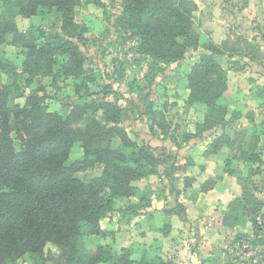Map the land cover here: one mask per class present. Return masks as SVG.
<instances>
[{"label": "trees", "instance_id": "trees-1", "mask_svg": "<svg viewBox=\"0 0 264 264\" xmlns=\"http://www.w3.org/2000/svg\"><path fill=\"white\" fill-rule=\"evenodd\" d=\"M79 3L80 0H7L0 15V44L27 50L21 71L5 54L0 56V78L5 75L8 79V83L0 79V264H17L24 257L32 264H175L147 250L135 260L130 246L116 249L112 244L99 243L87 247L84 238L110 234L101 228L100 220L114 212L117 201L127 202L122 208L125 217L148 207L151 195L137 183L157 174L159 165L180 171L171 177L169 190L176 199L166 202L162 235L171 231L170 216L184 220L186 207L177 200L181 193L178 180L182 179L186 188L193 177L183 175L187 163L176 164L180 159L177 149L166 153L163 145L153 147L145 140L132 139L121 126L128 107L116 101L93 98L73 105L63 115L48 109V96L40 94L41 87L25 94L38 76L51 75L56 56L66 58L58 76L81 81L87 89L92 77L84 76L86 58L81 46L87 41V27L75 19ZM196 9L194 0H121L112 26L115 32L125 34L124 41L136 39V53L149 59L151 70H158L161 64L180 61L189 50H198L199 34L192 20ZM45 10L57 13L59 26L41 44L30 30H18L15 16L30 18ZM220 47L205 43L186 74V102L200 103L206 111L197 123V133L184 136L191 139L210 131L212 141L205 155L229 149L224 168L231 177H237L240 194L228 203L222 225L236 228L252 218V232L256 234L260 231L256 216L262 215L263 201L256 194L257 187L249 185L232 164L255 165L250 174L262 176L264 181V159L257 149V139L246 142V132L231 137L226 130L241 114L230 111L220 101L228 87L227 71L217 58L222 53ZM257 49L251 47L253 58L258 59ZM257 97L264 105V86ZM18 98H25V102H16ZM145 112L154 115L151 104ZM80 121L84 125L73 126ZM152 124L149 129L153 131ZM114 139L117 147L112 146ZM77 142L82 145V157L69 162ZM94 166H102L100 174L79 176V172ZM220 178L206 179L201 191L211 189Z\"/></svg>", "mask_w": 264, "mask_h": 264}, {"label": "rangeland", "instance_id": "rangeland-1", "mask_svg": "<svg viewBox=\"0 0 264 264\" xmlns=\"http://www.w3.org/2000/svg\"><path fill=\"white\" fill-rule=\"evenodd\" d=\"M5 1L7 0H0V15L5 8ZM194 1L197 4V9L193 12L192 20L194 28L199 34L200 46L198 50H189L180 61L170 64H161L158 66V70H156V68L151 70L149 59L136 53V39L124 41L123 38L125 34L123 32L117 33L114 31V27L112 26L113 19L114 15L119 12L121 0H80L79 5L75 8V19L77 23L87 27V41L84 46H81V50L86 58L84 63L86 73L84 76L91 75L92 77V80L88 83L87 89L84 88L81 81L58 76V71L66 58L63 56H56L51 75L38 76L31 87L26 89L25 94L31 89L41 87L40 94L48 96L45 101L48 109L50 111L60 112L63 115H66L73 105L90 101L93 98H105L109 101H116L121 106L128 107L127 115L122 120L121 126L126 129L132 139L137 142L145 140L150 142L153 147L163 145L166 148V153H170L173 149H177L180 159L176 161V164L180 165L184 162L187 163V170L192 166L193 157L205 155L204 153L206 150H196V142L206 143L205 146L208 147L211 145L212 136L210 131H206L191 139H187L184 136L197 133V123L203 120L206 111L205 106L200 103L188 104L186 102L188 95L186 74L192 64L197 60L198 55L203 51L202 46L205 43L211 42L216 44V41H222L228 38L230 34H234V39L239 40L237 39V35L246 34L243 33L244 27L246 26L238 23L240 19L239 13L244 4L255 1L259 4L257 8L264 13V0ZM231 20H233V22ZM15 22L19 31L27 33V31L30 30L32 35L36 37V42L42 44L44 39L51 35L59 26V17L54 10H45L30 18L17 15L15 16ZM250 30L251 32L253 30V33H264V21H262V19L258 22L256 21V24H252ZM246 32L249 34L248 29ZM28 36L30 35L26 34V37ZM226 47L228 50L230 46ZM226 47L224 48V46H221L222 53L217 55L218 60L223 66H229L230 63H233L228 56ZM258 47L259 50L256 53H258L259 58L256 59V61L253 60L254 62L247 60L246 71L240 69L241 62L239 61L232 65V67L234 66V69L230 71L231 75H234L232 80L238 75L241 76L242 73L244 78L239 81L238 85H229L227 92H225V95L230 97L229 99H232L228 102L229 110L239 111L238 109H241V115L244 114L248 118L249 126L242 130L245 126L241 124V117H239L236 121L230 123L226 130L231 137H235L237 133L242 131L246 132V142L249 141L252 143V141L257 139V149L261 151L264 159V105L260 101L258 102L256 99H252L243 106L241 100H236V98L231 97V94L234 96L241 91L243 89L242 87H244L245 90L247 89V86L244 85L248 82L247 78H250L251 82L255 84V92H253L255 95H257L260 87L264 84V58L260 55L261 53L264 55V50H261L262 47L260 45ZM262 49H264V47ZM26 52L27 50L23 49L21 46L0 44V56L5 54L14 63L18 71H21L22 61ZM251 52H253V50ZM0 79L4 82L8 81L5 75H1ZM78 88L80 91H77ZM225 95L223 98L226 97ZM15 101L23 104L25 98H18ZM220 101L224 103L225 99L221 97ZM150 104L154 110V115L145 112L146 107ZM246 107H249L250 110H245ZM151 123H153V131L155 133L149 129ZM82 125H84V121H80L73 126ZM117 145V139H114L112 141V146L117 147ZM15 146L17 149L20 148L19 141L16 138ZM228 153L229 149L224 148L222 151L224 155L222 159L225 157V154L228 155ZM82 154L83 149L81 143H75L69 155V162L81 159ZM196 160L201 161L200 158ZM222 161L223 160H220L219 164L224 168V162ZM198 167L201 168V166ZM232 167H234L241 177L247 180L249 185L253 184L257 187L256 194L264 204L263 177L258 175L252 176L250 174L251 167H255V165L249 163L238 164L234 162ZM101 170L102 166H94L86 171L79 172V176L82 178L96 176L100 174ZM157 170V174H152L137 184L153 197V201H155L152 202L153 205H161L164 200L166 202L174 201L175 197L169 190L171 187V177L180 174V171L173 172L170 167L166 169L161 165L157 167ZM223 173L224 176L227 177V182H220L218 184L223 188L226 187L228 190H226V192L228 194L235 189L236 185H238L240 191L237 177H231L225 171V168L223 169ZM178 183L183 189V180H178ZM166 189H168V195H166ZM124 202L127 203L125 200ZM125 203L122 204L121 201H117L114 212L106 216L110 219L102 221L103 228L108 229L103 230L110 233L107 239L109 242L113 241L116 249L128 244V241L131 240L133 235L140 239L139 234L141 230L137 228V224L129 225L125 223L126 217L122 215V208L125 206ZM222 203V200L218 199L211 208L212 216L216 222H219L220 218L222 219L221 214L223 215L226 210L225 208L222 210V213H220V208L223 205ZM259 216L264 217V205L262 208V215L260 214ZM257 217L258 216H256V218ZM252 223V218H249L243 226L236 228L225 227V230H221L219 227L214 228L212 230V240L214 243L211 244V248L207 251L211 253L212 256H206L207 254L203 256L204 253H201L200 264H212L210 263L212 259H217V264H233L238 262L243 264H264V249L246 258H240L239 255H237L241 247H238L236 241L239 240L240 237L248 235L247 229L244 228L247 227L253 231ZM183 228V234L189 235L190 230L187 224H184ZM156 232L155 230V233L149 235L152 245L150 246L151 249L149 252H151V254L159 253L164 255V252L169 247H174L176 242L172 243L171 240L173 239L169 240V238L159 241L161 237L157 238L156 234L158 233ZM159 232L161 234V231ZM173 233L175 235L176 231ZM262 235L263 241H255V243L264 244V232ZM179 238V242L184 244L182 250L189 252L190 249L193 248L198 237H196L195 234H191L190 238ZM225 238L232 239L224 242ZM188 239L191 240L190 243ZM84 241L87 247H93L97 243L99 244L101 237L90 235L85 237ZM166 253L170 252L166 251ZM187 255H185L184 258L187 261L189 260L190 264H192L193 260L187 257ZM17 264L32 263L27 257H24L20 259Z\"/></svg>", "mask_w": 264, "mask_h": 264}, {"label": "crops", "instance_id": "crops-1", "mask_svg": "<svg viewBox=\"0 0 264 264\" xmlns=\"http://www.w3.org/2000/svg\"><path fill=\"white\" fill-rule=\"evenodd\" d=\"M258 6L259 4H257L255 1L248 2L242 6V9L240 10V13H239L240 19L238 23H241L244 26H246L244 27V30H243L244 31L243 33H246V34L237 35V39L239 40H235L234 34H230L228 38H225L222 41H216L217 42L216 44H218L219 46H224V48L226 46H230L228 47V50L226 47V50H227V53H228V56L231 62L233 63H230L229 66H223L221 63L222 67L226 69L227 71L228 86L232 84L238 85L239 81L243 80L244 78L243 73H242L241 76L238 75L232 80L234 76V75H231L230 73V71L234 69V66L232 67V65H234L236 62L239 61L241 62L240 69H242V71H246L247 69L246 64L248 63L247 60L254 62L257 59V58H253L254 54L250 51L251 47H254V46L258 47L259 45L262 48L264 47L263 46L264 40L262 39L263 32L253 33V30L252 32L250 30L252 28V24L254 23L256 24V21L258 22L261 19L262 21H264V13L262 10H259L257 8ZM231 21L233 22V20ZM247 29L249 31V34L248 32H246ZM262 48L261 50H264ZM258 50H259V47L257 51ZM260 55L262 56V58H264V55L262 53ZM256 56H258V53H256ZM247 81L248 82L244 84L247 86V89L245 90L244 87H242L243 89L241 91L236 93L234 96H232L231 94V97L236 98V100H241L243 103V106H245L244 104L249 103L250 100L252 99H256L258 102L260 101L262 103L263 100L257 97V95L253 94V92H255L254 91L255 84L251 82L250 78H247ZM263 85L264 84H262V86ZM225 92H227V90ZM225 92L223 96L225 95ZM250 93L253 95H251ZM223 96H222V99H225L224 104L228 106V102L231 101L232 99H229L230 97H227L226 95L225 96L227 98L226 97L223 98ZM238 110L240 111V114H241L242 112L241 109H238ZM245 110H250V108L246 107ZM240 117H241V122H242L241 124H243L247 128L249 126L248 118L244 114L240 115ZM245 127H243L242 129H244ZM205 145L206 143L196 142V150H200V149L206 150L207 146ZM223 149L218 151L215 154H208V155H204L201 157L198 156L195 158L193 157L192 166H190L183 174V175L193 177V182L190 186L186 188L183 187V189L179 185L181 193L177 198V200L186 207L185 219L183 220L176 215L170 216L168 218V221L171 224V231L167 236H163L162 233L160 234L159 232L162 225L166 221V215L164 211L165 206H166L165 200L164 201L162 200L163 202L161 205H153L152 202H155V201H153V197L150 196L151 204L148 207L141 209V211L137 215L126 216V219H125L126 224H129V225L137 224V228L141 230V233L139 234L140 239L133 235L131 240L128 241V244L123 245V246H130L133 249L134 251V254L132 256L133 259L138 260L143 250L149 251L151 249L150 246L152 245L150 243L149 235L155 233V230L157 231L156 233H158L156 234V237L157 238L161 237L159 241L167 240V238H169V240L173 239L171 240L172 243L176 242L175 243L176 245L174 247L171 246L166 250L170 253H166L165 251L164 252L165 254L162 255L163 257L171 259L173 262H175V264H190V261L189 260L187 261L184 258V256L187 255V253H188L187 257L191 258L194 264H200L201 253H204L203 256H205V254H207L206 256H212L211 253L207 252L211 248L210 247L211 244L214 243V241L212 240L213 238L212 230L218 227L221 230H225V227L222 225L221 218L219 222L214 221V217L212 216V209H211L212 205L218 199H221L223 202L222 203L223 205L220 208L221 210L220 213H222V210H224L227 207L228 203L235 196L240 194L238 185H236L235 189L232 190L230 194H228L226 192L227 188L225 186H224L225 188H223L218 184L220 182L222 183L227 182L226 181L227 177L224 176V173H223L224 168L222 167V165L219 164L220 160H223L222 162H224L225 158L227 157L226 155L227 153H226L225 157L222 159V157L224 156L222 154ZM199 158L201 161L196 160ZM219 165H220V169H219ZM198 166H201V168H199ZM217 176L221 178L217 180L216 184L211 189L206 190V191H201V184L206 179H208L209 177H217ZM168 194H169L168 189H166V195ZM175 199L176 198H174V201ZM109 219L110 218L105 216L100 220V225L102 229L108 230L106 228H103L102 221L109 220ZM184 224H187L188 229L190 230L189 235L183 234L182 232V229L184 230L183 228ZM244 229H247L246 231L248 234L252 232L247 227ZM174 231H176L175 235L173 233ZM191 234H195L196 237H198L196 240V243L193 245V248H191L189 252H187L186 250L183 251L182 246L184 244L179 242V239H180L179 237H182V238L189 237L190 238ZM91 236H94V235H91ZM96 236L101 237V241L99 243L112 244L115 247V245L113 244V241L109 242V240L107 239L108 235L106 236L96 235ZM231 239L225 238L224 242L230 241ZM188 242L190 243L191 240L188 239ZM149 253L151 254V252ZM151 255H153V253ZM210 263L217 264V259H214V260L212 259ZM233 264H243V263L238 262V263H233Z\"/></svg>", "mask_w": 264, "mask_h": 264}, {"label": "built area", "instance_id": "built-area-1", "mask_svg": "<svg viewBox=\"0 0 264 264\" xmlns=\"http://www.w3.org/2000/svg\"><path fill=\"white\" fill-rule=\"evenodd\" d=\"M256 221L259 225L260 231L256 234L254 232H251L247 236L240 237V239L236 241L238 247H241L240 251L237 253L240 258H246L249 255H253L258 251L264 249V244L255 243V241H257L258 239H262L263 237L262 233L264 232V217L258 216L256 218Z\"/></svg>", "mask_w": 264, "mask_h": 264}]
</instances>
